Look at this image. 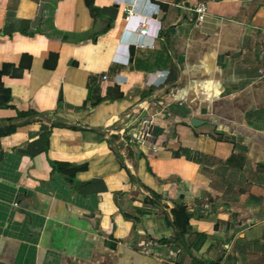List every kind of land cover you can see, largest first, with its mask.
I'll return each instance as SVG.
<instances>
[{
    "label": "crops",
    "instance_id": "1",
    "mask_svg": "<svg viewBox=\"0 0 264 264\" xmlns=\"http://www.w3.org/2000/svg\"><path fill=\"white\" fill-rule=\"evenodd\" d=\"M93 5L0 0V264H264V0Z\"/></svg>",
    "mask_w": 264,
    "mask_h": 264
},
{
    "label": "trees",
    "instance_id": "2",
    "mask_svg": "<svg viewBox=\"0 0 264 264\" xmlns=\"http://www.w3.org/2000/svg\"><path fill=\"white\" fill-rule=\"evenodd\" d=\"M86 7L89 9L91 13H93L96 8L93 5V0H85ZM51 57L55 58L56 55H51ZM7 100L5 99L4 102ZM101 101V100H99ZM99 103V102H98ZM55 169L58 173L65 176L67 179L71 180V178L80 170L84 169L83 166H76L67 163H56ZM171 225L177 232V239L182 240L186 233V226L188 225V221L190 219V214L184 206H178L171 210ZM214 264V263H213Z\"/></svg>",
    "mask_w": 264,
    "mask_h": 264
},
{
    "label": "built area",
    "instance_id": "3",
    "mask_svg": "<svg viewBox=\"0 0 264 264\" xmlns=\"http://www.w3.org/2000/svg\"><path fill=\"white\" fill-rule=\"evenodd\" d=\"M123 12H124V20H125V22L129 23L130 20L134 16L133 10L131 8L125 6L124 9H123ZM194 12L196 13V25L199 26L205 20V17H206V6L203 5V4H199V5H197L195 7ZM132 34H134L135 36H137L140 39L135 44L136 47L139 46L141 48H145V47H151L152 46L153 38L149 35L148 28H147L145 20L140 21L136 26L133 27ZM141 38H143V41H142ZM145 39L147 41H145ZM126 61H127V59H126ZM151 150L155 151V148L152 147ZM14 206L17 207V204L15 203ZM144 252L148 253V254H151L150 251L147 250V249Z\"/></svg>",
    "mask_w": 264,
    "mask_h": 264
},
{
    "label": "water",
    "instance_id": "4",
    "mask_svg": "<svg viewBox=\"0 0 264 264\" xmlns=\"http://www.w3.org/2000/svg\"><path fill=\"white\" fill-rule=\"evenodd\" d=\"M190 123H191V125H192V126H195V125H196V123H198V122H197V120H196V119H192Z\"/></svg>",
    "mask_w": 264,
    "mask_h": 264
}]
</instances>
